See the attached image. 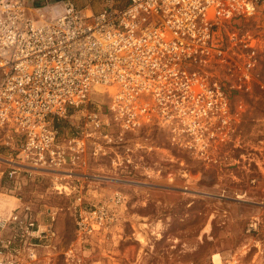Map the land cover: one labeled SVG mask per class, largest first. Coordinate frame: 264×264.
<instances>
[{
    "label": "built area",
    "instance_id": "obj_1",
    "mask_svg": "<svg viewBox=\"0 0 264 264\" xmlns=\"http://www.w3.org/2000/svg\"><path fill=\"white\" fill-rule=\"evenodd\" d=\"M96 2L0 0V144L10 156L0 173L11 193L28 171L83 168L87 153H106L141 125L177 129L203 154L229 120L219 69L237 77L236 88L256 74L258 38L238 21L253 16L264 27V0ZM75 117L79 133L63 135L57 123ZM122 197L114 192L111 203ZM82 199L74 198L77 239L111 231L114 207ZM20 204L0 216V264H44L54 213L41 222Z\"/></svg>",
    "mask_w": 264,
    "mask_h": 264
},
{
    "label": "rangeland",
    "instance_id": "obj_2",
    "mask_svg": "<svg viewBox=\"0 0 264 264\" xmlns=\"http://www.w3.org/2000/svg\"><path fill=\"white\" fill-rule=\"evenodd\" d=\"M238 22L258 38L256 74L247 89L236 88L237 77L219 69L229 120L203 154L185 146L177 129L141 125L106 153H87L83 168L28 171L17 194L0 173V216L20 203L41 222L54 213L57 239L41 254L44 264H264V27L253 16ZM72 121L57 123L63 135L79 133L80 119ZM8 158L0 144L1 169ZM114 192L123 196L116 206ZM78 195L81 206L114 207L111 231L77 239Z\"/></svg>",
    "mask_w": 264,
    "mask_h": 264
},
{
    "label": "crops",
    "instance_id": "obj_3",
    "mask_svg": "<svg viewBox=\"0 0 264 264\" xmlns=\"http://www.w3.org/2000/svg\"><path fill=\"white\" fill-rule=\"evenodd\" d=\"M26 1V4L27 5H32V6H37V5H43V4H46V3H51L53 2L54 0H25ZM76 4H91L94 8L97 7V2L96 0H75ZM97 9V8H95Z\"/></svg>",
    "mask_w": 264,
    "mask_h": 264
}]
</instances>
